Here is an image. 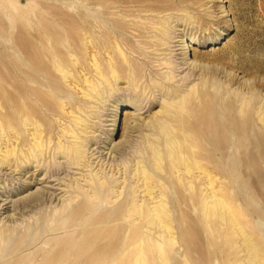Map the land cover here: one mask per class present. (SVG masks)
<instances>
[{
	"label": "bare ground",
	"instance_id": "obj_1",
	"mask_svg": "<svg viewBox=\"0 0 264 264\" xmlns=\"http://www.w3.org/2000/svg\"><path fill=\"white\" fill-rule=\"evenodd\" d=\"M111 2L96 4V11L19 15L15 73L0 75V166L24 176L28 167L39 172L51 162L43 169L48 174L62 169L55 164L62 158L80 173L64 185L69 194L58 198L59 205L52 207L42 192L14 202L22 215L28 208L33 215L23 230L0 226V264H149L147 248L154 251L158 242L154 256L164 262L169 223L191 219L197 205L237 226L246 264H264V253L216 193L220 183L212 173L214 167L239 171L243 144L257 142V124L264 130L257 82L239 85L237 73L226 70L233 62L229 52L185 57L191 47L186 37L177 48L178 64L166 61L172 23L186 22L173 11L177 1L130 0L137 11H111L118 1ZM188 20L198 28L205 23L202 16ZM179 64L201 71L200 80L172 86ZM234 85L243 90L231 91ZM155 93L163 97L159 110L146 123L126 117L124 139L111 148L121 151L132 132L148 127L143 159L113 179L121 169L113 173L114 165L103 161L94 166L89 153L93 108L113 99L114 112L131 105L141 111L146 104L147 112L157 105ZM108 166L114 168L110 177L102 170Z\"/></svg>",
	"mask_w": 264,
	"mask_h": 264
},
{
	"label": "rangeland",
	"instance_id": "obj_2",
	"mask_svg": "<svg viewBox=\"0 0 264 264\" xmlns=\"http://www.w3.org/2000/svg\"><path fill=\"white\" fill-rule=\"evenodd\" d=\"M111 1L0 0V75L6 72L15 73L13 65L16 60L17 25L20 14L31 11L65 13L96 11L99 4ZM114 1H118V4L111 11H117L116 9L123 11L124 8L127 9L124 11H128L129 8V11H137L130 4V0ZM171 1H177V7L173 11H177L176 15L178 16H184L186 22L179 20L177 24L176 22L172 23V25L175 24V29L172 34L173 39L170 41L168 49L165 50L166 61L176 60L178 64L180 61L178 58L181 56L177 54L179 52L177 48L183 37L191 41V47L185 50L187 51L185 57L191 60L194 53L211 55L229 52L233 62L225 65L226 70L230 71L231 75L233 72L237 73L240 78L239 85L248 86L254 81L257 82V109L264 110V0ZM183 10L189 11L190 14L180 12ZM189 15L202 16L205 23L200 24L201 27L198 28L197 22H189ZM77 18L70 22L75 23L80 20L79 17ZM204 61L202 64L210 67L211 61ZM173 71L175 78L171 85L177 87H181L183 83L187 84L189 81L197 82L202 74L198 69H186V66L180 64L173 68ZM221 80L223 81L222 78ZM237 86L234 85L231 91L243 90ZM155 96L158 98L157 105L147 112V104L141 111L131 105L128 108L121 109L119 107L121 112H114L113 99L102 101L97 104V109L93 108L96 110L97 117L90 120L94 133L88 135L89 153H92L93 158H96L94 166L97 162L100 164L102 161L114 165L115 169L111 167L110 172L109 166L102 169L105 173L108 172L109 177L112 174V169H114L113 173L119 168L121 169L112 177L113 179L118 178L121 172L124 174L125 167L133 168L137 159H143L145 140L151 137L148 127H142L132 132L130 143L121 151H111V148L124 139L123 123L126 117L135 116V118H139L140 122L146 123L148 118L159 110L163 97L157 93ZM76 97L80 98L81 93ZM145 102L146 100L138 104L143 107ZM109 134L112 135L111 138H108ZM109 142H111L110 145ZM242 150L244 154L238 160L239 165L241 164L239 171L236 168L224 170L214 167L212 173L220 183L216 193L222 196L234 211L238 224L242 226L246 236L260 252L264 253V130L258 124L257 142L243 144ZM49 164H45L42 171L39 172L40 167H28L24 176H21L22 174H19L14 168L8 169L5 165L0 166V226L2 224L13 225L21 227L23 230L26 221L33 213L28 212L30 210L28 208L27 213L22 215L14 202L30 193L42 192L44 195L46 194L45 197L51 198L52 207L59 205L57 200L64 194L62 190H67L64 185L70 182V178L79 177L80 171L76 170L75 166L69 167L64 159L58 158L55 164H59L62 169L45 174L43 169H48ZM83 182L84 180L81 183ZM25 183H29L26 191L19 193L18 188ZM168 190L171 192L172 189ZM68 194L65 193L64 196ZM54 196H56V200L53 199ZM47 204L49 206L50 202ZM206 213V207L197 205L193 208L191 219L169 223L172 231L162 239V247L167 252V260L162 262L155 259L156 246L160 245L158 242L154 245V251L152 248H147L149 264H246V252L243 251L242 244L243 236L239 235L237 226L228 220H221L217 216H212L210 213L206 215ZM119 239L121 240L123 237ZM117 262L121 263V256H118Z\"/></svg>",
	"mask_w": 264,
	"mask_h": 264
}]
</instances>
